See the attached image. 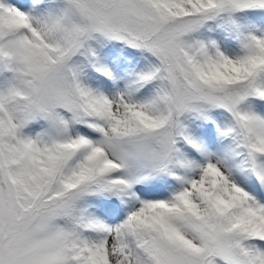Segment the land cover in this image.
<instances>
[{"label":"rangeland","instance_id":"obj_1","mask_svg":"<svg viewBox=\"0 0 264 264\" xmlns=\"http://www.w3.org/2000/svg\"><path fill=\"white\" fill-rule=\"evenodd\" d=\"M22 1L0 0V264H264V215L226 194L230 165L207 168L193 132L224 117L232 158L259 164L264 0Z\"/></svg>","mask_w":264,"mask_h":264},{"label":"bare ground","instance_id":"obj_2","mask_svg":"<svg viewBox=\"0 0 264 264\" xmlns=\"http://www.w3.org/2000/svg\"><path fill=\"white\" fill-rule=\"evenodd\" d=\"M7 5L14 6L17 9L25 8V4L22 0H4ZM256 17V16H255ZM257 20L263 19L264 16H257ZM260 17V18H259ZM216 37V36H215ZM217 38V37H216ZM224 44L220 41H217L216 46H214V53L217 54L219 58H222V54H226L227 52L223 49ZM117 50L113 57L116 56L117 61L115 62L114 67L111 72L115 77H119V80L123 82L124 79H120L123 72L122 69L118 66L121 63V52ZM127 55V54H126ZM219 74L222 78L230 77L234 73L241 74L242 70L226 67L224 71ZM225 76V77H223ZM127 80V79H126ZM125 80V81H126ZM127 82V81H126ZM101 100L105 101L108 96L101 95ZM108 100V99H107ZM245 105L250 103V100L244 102ZM251 111L248 114V118L246 120V125L248 129V137L253 142L254 147L256 148L257 155L259 156V164L256 162L255 165H251L247 162L246 159H243V153L240 157L232 158L233 152L236 150H230L228 140H233L235 136H237L236 131L233 126L229 124V120L224 117H217V120H220V127L217 131H215L216 137L211 135L207 128L198 129V125H204L201 120L200 122L197 120L198 125L193 127V132L198 134L202 141L204 142V146L201 149L199 158L203 163L210 162V165L207 167L214 173H219L221 169H224L228 164L230 165L229 172L231 175L232 183H230L228 177H225L227 184V195H230L234 198H242L243 193L246 195L245 201L248 205H252L254 211H257L264 215V103L260 104L259 101H255L251 104ZM236 121V119H234ZM223 123V124H221ZM224 125V126H222ZM246 127V126H245ZM192 134V133H191ZM193 135V134H192ZM221 135V136H220ZM223 135V136H222ZM229 148H228V147ZM237 148V147H236ZM242 161V165L237 168V162ZM249 160V159H248ZM233 162V164H232ZM205 168L204 170L209 171V169ZM229 174V173H228ZM258 181V183H257ZM198 181V185H199ZM170 207V206H169ZM137 208L136 205H133L131 209ZM139 212L133 214V216L138 215ZM112 216H115L112 214ZM111 216V217H112ZM115 221L117 217H113ZM89 220V225L93 228L102 227L101 223V214H97L94 216H89L87 218ZM97 225V226H96ZM259 234H254L250 237V239L261 246L264 250V219L260 220L259 224ZM85 244L90 247L93 242L89 239V237L85 240ZM239 256V255H238ZM255 260L258 263L264 262V252L256 253Z\"/></svg>","mask_w":264,"mask_h":264},{"label":"trees","instance_id":"obj_3","mask_svg":"<svg viewBox=\"0 0 264 264\" xmlns=\"http://www.w3.org/2000/svg\"><path fill=\"white\" fill-rule=\"evenodd\" d=\"M22 93H25V91H24V89L21 91ZM24 96H26V95H24ZM19 139H21V138H17L16 136H15V134L13 133V135L11 134V132H9V134L8 135H6V137H4V139H2L3 141H6L7 143H8V141L10 142V144H13V146L15 147V144H16V142H18L19 141ZM26 156H28V154H26L25 152L23 153V154H19V155H16V156H11V158L12 159H10L11 160V162L12 161H16L18 158H20V159H22V158H26ZM28 165V164H27ZM29 166V165H28ZM22 176H23V178L24 177H27V178H30V177H32V175L31 176H29L30 175V170H29V168L28 167H25L24 169H23V171H22Z\"/></svg>","mask_w":264,"mask_h":264}]
</instances>
